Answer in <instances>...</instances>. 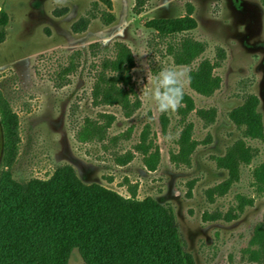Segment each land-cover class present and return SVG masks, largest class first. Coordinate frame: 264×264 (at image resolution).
Listing matches in <instances>:
<instances>
[{"label":"rangeland","instance_id":"obj_1","mask_svg":"<svg viewBox=\"0 0 264 264\" xmlns=\"http://www.w3.org/2000/svg\"><path fill=\"white\" fill-rule=\"evenodd\" d=\"M110 1L111 9L97 0H0L4 140L17 120L15 156L0 163L3 194L23 203L29 191L59 189L51 183L70 168L77 188L169 212L176 264H264V0H140L139 14L136 0ZM188 10L195 30L160 36L147 27ZM185 40L203 51L181 50ZM116 43L134 62L115 85L125 109L95 92ZM203 65L210 95L190 83ZM169 67L185 73L184 96L176 112L160 114L151 92ZM67 264L85 263L73 250Z\"/></svg>","mask_w":264,"mask_h":264},{"label":"trees","instance_id":"obj_2","mask_svg":"<svg viewBox=\"0 0 264 264\" xmlns=\"http://www.w3.org/2000/svg\"><path fill=\"white\" fill-rule=\"evenodd\" d=\"M97 1L112 8L110 0ZM139 1L136 0L137 14L141 7ZM7 24L8 16L0 10V44L5 41ZM196 26L190 10L184 17L153 20L147 24L160 36H174L195 30ZM202 46L185 40L181 50L201 52ZM115 48L116 59L104 60L101 65V83L105 82V88L98 83L95 92L104 90L103 97L110 100V104H120L125 109L127 94L115 85L120 81L125 83V74L133 68L134 62L125 45L116 43ZM206 68L207 65H203L198 73H193L190 83L197 92L210 95L215 85ZM106 71L111 74L105 78ZM16 121L15 117L11 118L9 138L5 136L4 162L8 157L12 160L16 153ZM61 171H65L66 176L51 183L60 185L59 189L51 191L44 187L29 191L23 203L11 202V198L3 194L7 189L5 184L0 185V264H67L73 250L80 252L85 264L177 263L175 252L171 250H179L178 236L169 212L109 191L77 188L72 169ZM44 208L51 209L50 221L41 219L47 213ZM57 210L63 211L64 216L55 215Z\"/></svg>","mask_w":264,"mask_h":264},{"label":"clouds","instance_id":"obj_3","mask_svg":"<svg viewBox=\"0 0 264 264\" xmlns=\"http://www.w3.org/2000/svg\"><path fill=\"white\" fill-rule=\"evenodd\" d=\"M185 73L176 68H164L156 74L155 84L151 92V100L155 109L160 114L176 112L182 105L184 96ZM179 132L175 135L169 134L168 139L178 138Z\"/></svg>","mask_w":264,"mask_h":264},{"label":"flooded vegetation","instance_id":"obj_4","mask_svg":"<svg viewBox=\"0 0 264 264\" xmlns=\"http://www.w3.org/2000/svg\"><path fill=\"white\" fill-rule=\"evenodd\" d=\"M4 156V134L2 128V121L0 119V163L3 161Z\"/></svg>","mask_w":264,"mask_h":264}]
</instances>
